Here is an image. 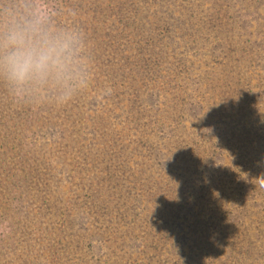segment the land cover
Returning a JSON list of instances; mask_svg holds the SVG:
<instances>
[{"label":"rangeland","instance_id":"1","mask_svg":"<svg viewBox=\"0 0 264 264\" xmlns=\"http://www.w3.org/2000/svg\"><path fill=\"white\" fill-rule=\"evenodd\" d=\"M74 1L93 54L110 49L101 48L110 27L127 49L120 69L97 70L73 102L114 109L92 121L95 103H87L71 130L68 104L42 105L41 127L0 131V264H264V104L256 96L264 83V0H190L181 24L179 0L60 3ZM202 72L208 96L194 82ZM239 87L253 93L239 114L240 128L255 130L245 139L235 114L212 116L208 105L234 107L230 93ZM135 100L144 118L132 127L135 111L117 116ZM8 101L0 87V128ZM190 101L202 110L170 118L172 103ZM64 134L72 147L54 142ZM30 155V191L19 201L13 185L23 184Z\"/></svg>","mask_w":264,"mask_h":264},{"label":"clouds","instance_id":"2","mask_svg":"<svg viewBox=\"0 0 264 264\" xmlns=\"http://www.w3.org/2000/svg\"><path fill=\"white\" fill-rule=\"evenodd\" d=\"M77 17L60 0H0V87L11 102L59 108L90 87L92 44Z\"/></svg>","mask_w":264,"mask_h":264},{"label":"trees","instance_id":"3","mask_svg":"<svg viewBox=\"0 0 264 264\" xmlns=\"http://www.w3.org/2000/svg\"><path fill=\"white\" fill-rule=\"evenodd\" d=\"M179 1L181 3L182 10H181L180 15L174 17V20H177L178 23L181 24V22L183 21V14L184 13H185V16H184L185 19L190 16L188 9H185L187 4H189L190 0H179ZM154 2H157V1L154 0ZM257 3H259L258 0H257ZM79 4L80 3H77V1H74L71 4L72 5L71 8H73V9H75L77 11L78 6H80ZM106 7L107 8L108 7H113V4L112 5H108V6L106 5ZM98 11L102 12V8H99ZM172 22L173 21L168 19V18L165 20L166 29L170 30V26L169 25ZM109 30H112V27H110L109 29L104 30V33H103L104 35L103 36L105 37V40H104V42H102L101 48L103 49V48H105L108 45L110 47V49L106 50V51H102L100 53L99 52H94V54H93L95 65H97L99 68H101V69H95L94 68L95 69L94 70V75H97V73H96V72H98L97 70H101L100 74L103 73L102 70H105L106 73H108L109 69H120L121 68V64L124 63V62L126 63V58H124L123 52H124V50L127 49V47L122 43L121 40L114 39L115 38L114 34L110 33ZM259 56H264V55L261 53V55H259ZM119 58H123V59L120 60ZM178 73H180V72L178 71ZM235 75L237 76V83L242 81V78H243L242 74L235 73ZM260 76H262V75H260ZM205 77H206L205 72L199 73L197 75V79L194 81L197 84V86H198V87H196L197 90H198V88H199V90L202 89ZM211 79H213V78H211ZM262 79H264V77ZM169 81H170V84L176 83L175 77L170 78ZM109 86H112V83H110ZM219 87H221V86H219ZM209 89H211L213 95H215V94L217 95L218 90H219V89L216 88V86H214V84L210 85ZM193 90H196V89H193ZM207 90L208 89L203 88L201 90V95H207L208 96V93H207L208 91ZM107 91H109V90H107ZM176 91L182 92L184 94V96L187 95V94H185V89L176 88ZM231 91H232L230 93L231 94L230 95L231 98L236 97V102H235L234 107H233L232 104H226V103H223V102H221V104L218 105V106L212 107L211 100L209 101L208 105L211 106V108H213V110H214V114L212 116H225L224 118L234 119L232 117H229V115L235 114L236 115V125L238 127V134H241L242 138L245 139V138L248 137V135L252 131H255V130H252V125H250V124L249 125H244V126H242L240 128V124L242 122V118L239 116V114L242 113V109L244 108L245 104L249 106V104H250L249 102H251V100L253 98V93H252V91L249 92L247 87H246V90H244V88H242V87H239V88H236V89H231ZM151 95L155 97V93L151 92L143 100L144 101L148 100ZM189 96H192V94H190ZM256 96H257V98L260 97L261 103L264 104V83H263V85H261V88L257 92ZM91 100L87 101L83 105L77 104L75 101L74 102L72 101V102H70L68 104V106H66L64 108L65 112L69 113V115L71 116V119H72V121L68 123V126H69V128L71 130H75L71 125H73V124H75L77 122L76 121L77 110L79 112L82 111L81 108H84V110H87V106L85 104L90 103ZM136 101L137 100L131 101L130 104L128 102L129 106L127 105V107H124V106H119L118 107L119 115L117 117H120L123 114L128 115L129 114L128 111H127L128 109H132L133 111H135V114H133L134 115V119L132 118L133 119V123L129 124V126L132 125V127L134 126L135 118L136 119H138V117L140 119L144 118V113L142 111L143 108L142 109L139 108V106H142V103H139L138 101L137 102ZM105 102H106V104H108L107 101H105ZM91 103H93V102H91ZM94 103H93L95 105L94 106V112L92 114L88 115V119H90L92 121L96 117H100V116L106 115L112 109H114L113 107L106 106L103 103V101L98 102L96 100ZM136 103L139 105L138 107H137ZM7 104H8V107L3 111L4 114L2 113L3 116H4V125L2 126V128H0V131L3 130V132H5V134H6L7 130L10 129L12 126H13V130H19L20 128L22 129L24 126H28L29 127L28 124H31V125L33 124V126H35V127H41V122L43 120H46V117L43 114L45 112V110H46V109H44V106L18 105V104H14L11 101H8ZM173 107H175V109H173ZM179 107H180V105L177 106L175 102L172 103L171 109L174 110V113L171 114L170 118L171 117H179L180 118L181 115L184 112H191V113L199 112L200 110H202L203 104L201 102L190 101L184 107H180V108H183L184 110L182 109L179 112V114H178L176 111H177V108H179ZM41 109H43V110L41 111ZM154 109H152V110H154ZM29 113H31L30 116H28ZM51 114H55V112H52ZM13 116H14V121L12 123H10V119ZM99 120H102V118H100ZM109 120L110 119L108 118V121ZM174 123H176V121H171L169 123V126H172ZM47 128H48V130L46 129L45 130L46 132H49L51 135L55 133V132L52 131V128H50L48 126H47ZM76 128L78 130H81L82 132L86 131L84 129H81V126H76ZM5 134H3V135H5ZM15 137H16L17 141L21 140L20 139V135H16ZM54 142L55 143L59 142V144H61L64 148L65 147L68 148L70 146L72 147L74 145V143H75V141H73V139L70 138V134L60 135V136H58V138L54 139ZM21 152H22V150L18 151V153H21ZM32 155H33V153H32ZM32 155L26 156V158H25V160H27V164H26V166H23V170H24V178H23L24 182H23V184L14 183V185H13L14 189L19 190L18 196L16 197L17 200H19V201H21L23 197H25V199H27L26 192L30 191V189H29L30 176L28 174V171H29L28 167L32 164V159H31ZM5 159L10 161V159H8L6 157H5ZM37 162L39 163L40 160L37 159ZM162 162L163 161H161V165H162ZM17 165H20V162H19V164L17 163L15 166H17ZM18 168H19L18 172H20L21 171L20 166ZM129 168H130V166H129L128 162L126 161V170H127V172L129 170ZM60 174H63L62 171H60ZM64 179L66 180V182L70 180L68 175ZM18 183H20V182H18ZM153 189L154 188L151 186V190L149 191V195L150 194H154ZM135 198H136V201H143L144 200V198L142 200V196L135 197ZM159 198L157 200H159ZM184 199H185V197H184ZM145 201L148 202V203L150 202L148 197H146ZM130 207H131V204L127 208H125V210L129 209ZM226 214H227V217H228L229 214H230V211H226ZM119 216L125 217L126 215L123 212H121V214H119ZM150 220H151V217L149 218V221ZM200 222H202V220H198L197 221V223H200ZM9 226H10V224H9ZM9 233H11V232H9Z\"/></svg>","mask_w":264,"mask_h":264}]
</instances>
